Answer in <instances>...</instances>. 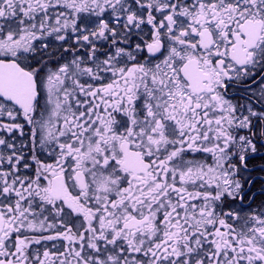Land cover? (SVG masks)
Returning <instances> with one entry per match:
<instances>
[{"label":"snow or ice","instance_id":"6c2138e0","mask_svg":"<svg viewBox=\"0 0 264 264\" xmlns=\"http://www.w3.org/2000/svg\"><path fill=\"white\" fill-rule=\"evenodd\" d=\"M255 161L264 0H0V264H264Z\"/></svg>","mask_w":264,"mask_h":264},{"label":"flooded vegetation","instance_id":"af4514ba","mask_svg":"<svg viewBox=\"0 0 264 264\" xmlns=\"http://www.w3.org/2000/svg\"><path fill=\"white\" fill-rule=\"evenodd\" d=\"M260 164L261 161H255L253 164V167L257 169L252 173V176L255 180V185L252 187V191L249 193L250 196L255 193L257 197L256 204L260 203V200L264 199V194L261 192V189L264 188V172L258 170ZM255 206L256 205L254 204L253 207Z\"/></svg>","mask_w":264,"mask_h":264}]
</instances>
